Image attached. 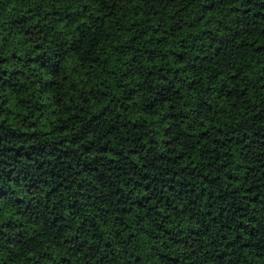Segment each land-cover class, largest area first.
Returning <instances> with one entry per match:
<instances>
[{
    "label": "trees",
    "instance_id": "obj_1",
    "mask_svg": "<svg viewBox=\"0 0 264 264\" xmlns=\"http://www.w3.org/2000/svg\"><path fill=\"white\" fill-rule=\"evenodd\" d=\"M0 264H264V0H0Z\"/></svg>",
    "mask_w": 264,
    "mask_h": 264
}]
</instances>
